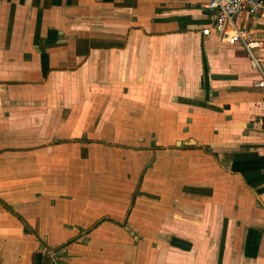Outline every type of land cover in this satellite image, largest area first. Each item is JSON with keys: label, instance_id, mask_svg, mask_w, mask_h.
<instances>
[{"label": "crops", "instance_id": "0c3cea01", "mask_svg": "<svg viewBox=\"0 0 264 264\" xmlns=\"http://www.w3.org/2000/svg\"><path fill=\"white\" fill-rule=\"evenodd\" d=\"M207 1L0 0V264H264V89Z\"/></svg>", "mask_w": 264, "mask_h": 264}, {"label": "built area", "instance_id": "2783aa9c", "mask_svg": "<svg viewBox=\"0 0 264 264\" xmlns=\"http://www.w3.org/2000/svg\"><path fill=\"white\" fill-rule=\"evenodd\" d=\"M207 7L214 11V23L204 28L205 36L217 35L229 44L243 43L251 57L254 69L260 73L255 86L264 89V68L262 58L257 56L254 49L261 43L251 39V31L237 24V18L243 13L259 15L264 18V0H208Z\"/></svg>", "mask_w": 264, "mask_h": 264}, {"label": "water", "instance_id": "95a60500", "mask_svg": "<svg viewBox=\"0 0 264 264\" xmlns=\"http://www.w3.org/2000/svg\"><path fill=\"white\" fill-rule=\"evenodd\" d=\"M215 76H217V77H215V78H227L228 76H226V75H215Z\"/></svg>", "mask_w": 264, "mask_h": 264}]
</instances>
